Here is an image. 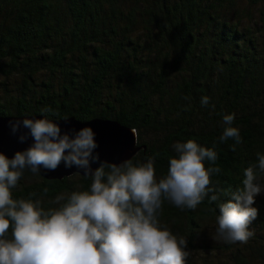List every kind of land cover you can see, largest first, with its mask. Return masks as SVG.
Wrapping results in <instances>:
<instances>
[{
  "label": "trees",
  "instance_id": "1",
  "mask_svg": "<svg viewBox=\"0 0 264 264\" xmlns=\"http://www.w3.org/2000/svg\"><path fill=\"white\" fill-rule=\"evenodd\" d=\"M257 10L241 11L236 0H0V117L116 120L136 130L130 161L152 158L157 180L176 142L214 148L217 160L205 167L220 171L208 195L195 209L163 199L160 225L186 239L185 264H264V191L246 244L208 233L219 203L243 189L245 170L264 154V0ZM225 114L241 143L219 142ZM91 182L26 169L12 195L47 210Z\"/></svg>",
  "mask_w": 264,
  "mask_h": 264
},
{
  "label": "clouds",
  "instance_id": "2",
  "mask_svg": "<svg viewBox=\"0 0 264 264\" xmlns=\"http://www.w3.org/2000/svg\"><path fill=\"white\" fill-rule=\"evenodd\" d=\"M208 104L209 98L202 97L201 105ZM233 121V114L223 116L219 142L241 143ZM9 127L19 143L32 142L11 158L0 152V264H185L186 239L162 227L157 213L163 199L182 209L202 202L211 174L220 171L205 167L206 160H217L214 148L192 139L176 142L168 172L157 180L152 158L139 165L101 161L91 126L62 131L57 121L23 118L10 120ZM256 156L258 163L245 170L243 189L218 205L216 238L225 242L246 244L254 235L249 230L258 214L253 204L264 191L254 171L264 173V154ZM61 163L91 176L90 189L73 191L66 199L57 196L59 206L47 210L40 201L13 198L26 169L55 171Z\"/></svg>",
  "mask_w": 264,
  "mask_h": 264
},
{
  "label": "water",
  "instance_id": "3",
  "mask_svg": "<svg viewBox=\"0 0 264 264\" xmlns=\"http://www.w3.org/2000/svg\"><path fill=\"white\" fill-rule=\"evenodd\" d=\"M23 118H46L40 115L22 116V117H0V152L5 153L11 158L18 150H23L32 142L31 139L21 144L18 142L17 136L10 131L9 121L19 120ZM49 119V118H46ZM57 121L62 131L78 130L84 126H91L95 132V139L98 143L96 151L100 155L101 161L120 163L124 160H130L140 150L137 146L136 130L122 125L116 120L95 118L88 121H80L73 117L64 119H49ZM98 163L92 165L93 169ZM30 171V170H29ZM75 173L83 174V170L73 168H65L63 163L55 171H46L41 169L38 174L47 179H63ZM85 176V175H84Z\"/></svg>",
  "mask_w": 264,
  "mask_h": 264
},
{
  "label": "rangeland",
  "instance_id": "4",
  "mask_svg": "<svg viewBox=\"0 0 264 264\" xmlns=\"http://www.w3.org/2000/svg\"><path fill=\"white\" fill-rule=\"evenodd\" d=\"M261 4H262V0L261 1H255V0H236V5L237 7H239V9L241 11H244V9H246L247 11L250 10V11H253L254 14H258V10L257 8L261 7ZM263 184H264V180L261 181ZM264 186V185H262ZM263 194V192L261 193ZM208 233H210V236H215L213 234H216V227L215 228H211L210 229V232H209V229H208ZM189 255H192L191 253H188V256Z\"/></svg>",
  "mask_w": 264,
  "mask_h": 264
}]
</instances>
